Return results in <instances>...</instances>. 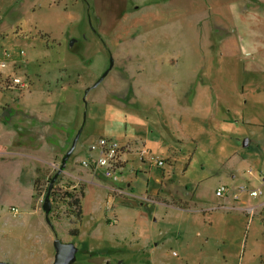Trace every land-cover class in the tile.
I'll return each mask as SVG.
<instances>
[{"label": "rangeland", "instance_id": "374dc122", "mask_svg": "<svg viewBox=\"0 0 264 264\" xmlns=\"http://www.w3.org/2000/svg\"><path fill=\"white\" fill-rule=\"evenodd\" d=\"M10 114L0 261L51 264L56 235L76 247L72 264H264V182L247 172L264 166V0H0V117ZM79 129L54 184L83 188L82 216L51 201V228L47 179ZM100 136L129 147L114 179L76 167ZM144 150L163 162L148 177Z\"/></svg>", "mask_w": 264, "mask_h": 264}, {"label": "built area", "instance_id": "2783aa9c", "mask_svg": "<svg viewBox=\"0 0 264 264\" xmlns=\"http://www.w3.org/2000/svg\"><path fill=\"white\" fill-rule=\"evenodd\" d=\"M2 65H4V63H2ZM6 84H13L22 89H27L29 87L26 80L20 77H13L9 80L7 79ZM122 150L123 146L120 145L117 140L104 136L98 137L88 146L87 157L79 161V165L84 168H89L93 172L101 170L103 175L114 179L121 174L123 165ZM145 153L146 151H140L141 162L145 160ZM147 158L150 160L148 161L149 164H152V162L157 166L163 164L162 160H157L153 156H147ZM247 172L250 175L257 174L261 178V181L264 182V166H261L258 169L250 168ZM225 193H228V186L225 184H220L215 190L216 196H223ZM261 193V189L250 190V194L253 196Z\"/></svg>", "mask_w": 264, "mask_h": 264}, {"label": "water", "instance_id": "95a60500", "mask_svg": "<svg viewBox=\"0 0 264 264\" xmlns=\"http://www.w3.org/2000/svg\"><path fill=\"white\" fill-rule=\"evenodd\" d=\"M112 64H113V59L110 58V66L108 67L107 70H105V72L102 74V76L99 78V80L94 84V86H96L104 78V76L110 70ZM80 133H81V129H79L76 132V134L74 135V137L72 139L70 147L64 153V155L61 159L60 166L57 168L56 172L53 174V176L51 177V179L49 181V184H48V187L46 190V194H45L43 202H42V209L45 213V220L51 226V228H53V225L51 224L50 218H49V212L51 210L50 192L53 188V184H54L56 178L64 170V167L67 163L68 158L70 157V155L74 151L75 146H76L77 141H78V138L80 136ZM248 144H249V140L244 139L243 146H248ZM53 247L55 250V254H54V259H53L51 264H72V262L75 260V255H76L77 249L73 243L64 242L55 235V238L53 240ZM0 264H10V263L6 262V261H0Z\"/></svg>", "mask_w": 264, "mask_h": 264}, {"label": "crops", "instance_id": "0c3cea01", "mask_svg": "<svg viewBox=\"0 0 264 264\" xmlns=\"http://www.w3.org/2000/svg\"><path fill=\"white\" fill-rule=\"evenodd\" d=\"M241 9H243V7H242V5L240 4L238 7H235L234 9H233V11L234 12H238V10H240L241 11ZM250 12H253V11H255V10H249ZM250 14V13H249ZM196 75V74H195ZM21 110V109H20ZM18 111V110H17ZM24 111V110H23ZM13 115H8V116H2V117H0V124L2 123L4 126L6 125L10 130H12V128L14 129V131L12 130V132L14 133V136L13 137H16L17 136V132H19L18 131V129L17 128H15L12 124L14 123V121H13ZM13 126V127H12ZM7 127H5V129H7ZM1 129L3 130V127H1ZM5 129L3 130V131H5ZM8 129V131L9 132H11L10 130ZM72 130H74V128H68L67 129V133H69V131H72ZM11 132V133H12ZM65 134H66V132H65ZM101 137V136H100ZM149 139H151L150 137H140L139 139H137L136 140V142H137V144H139L137 147L140 149H142V148H146V144H147V141L149 140ZM78 140H79V138H78ZM158 139H156V137L153 139V141L154 142H156ZM160 140V139H159ZM13 141V140H12ZM72 142V141H71ZM78 142V141H77ZM158 142V141H157ZM11 143V142H10ZM77 145V144H76ZM56 148V151L59 149V147H55ZM75 149H76V146H75ZM74 149V150H75ZM127 150H129V147H127V146H123V150H122V159H123V165H122V169H121V172H122V170L125 168V163H126V160H125V158H124V154L127 152ZM145 151V150H144ZM51 152L53 153L54 152V149L52 148L51 149ZM87 153H88V151H87ZM57 154V153H56ZM153 165H156V164H149V163H147V162H145V160L143 161V162H140L139 163V166H138V172L140 173V175H143V176H146V174H147V176L146 177H148L149 175H150V171L152 170V168L154 167ZM76 167H78L77 168V170L78 171H80L82 174H84V177L86 176V177H88V178H94V177H96V175H99V174H101L102 172H101V170L99 171H92V170H90L89 168H84V167H81L80 165L79 166H76ZM94 174H96V175H94ZM218 187V186H217ZM108 188H110L111 190L113 189V187H112V185H110V184H108ZM227 195V193H225L223 196H216V197H219V198H222L223 199V197L225 196V197H227L226 196ZM159 198L157 197H154V199L152 200L151 199V201L153 202L154 200H158ZM172 201H180V202H183V203H186L185 201H183V200H171L170 202H172ZM161 202H163L164 204L165 203H170V202H168L167 200H165V199H162L161 200ZM187 204V203H186ZM187 206H188V204H187ZM178 208V207H177ZM188 208V207H187ZM252 208H250L249 210H251Z\"/></svg>", "mask_w": 264, "mask_h": 264}, {"label": "trees", "instance_id": "16d2710c", "mask_svg": "<svg viewBox=\"0 0 264 264\" xmlns=\"http://www.w3.org/2000/svg\"><path fill=\"white\" fill-rule=\"evenodd\" d=\"M53 176V175H52ZM52 176H49L47 179V182L49 184V181L51 179ZM40 183L39 178L37 177L35 179L34 182V186L37 187V185ZM45 189L47 190V186L45 187ZM84 195V190L83 188L80 189L79 191V195L74 194L73 192H68V190L64 191V193H62L61 195L57 192V188H56V184H54L51 192H50V199L52 202H58V201H64L66 203V205L69 207L70 211L73 213L74 217H75V222H80L81 216H82V198ZM169 204L178 207V208H182L185 209L187 208V204L180 202V201H172ZM69 234L72 235H78L79 231L77 227H74L72 229L69 230Z\"/></svg>", "mask_w": 264, "mask_h": 264}]
</instances>
